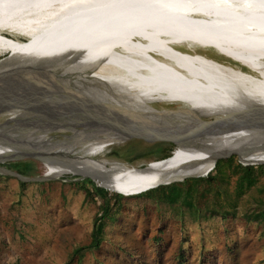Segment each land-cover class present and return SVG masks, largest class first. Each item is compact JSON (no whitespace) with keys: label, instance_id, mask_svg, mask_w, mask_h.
<instances>
[{"label":"bare ground","instance_id":"6f19581e","mask_svg":"<svg viewBox=\"0 0 264 264\" xmlns=\"http://www.w3.org/2000/svg\"><path fill=\"white\" fill-rule=\"evenodd\" d=\"M201 5L217 11L215 25L204 23L205 26H193L183 17L184 13L201 8ZM163 22H174L181 26L175 33L171 31V26H165ZM147 26L161 30L160 32H174L181 38L179 40L189 44L197 43L215 48L226 57L247 66L258 77L206 59L197 53L192 56L179 52L163 44V40L155 35H149L150 40L154 41H151L153 46L133 42L132 37L137 34H151L146 32ZM222 26L239 27L240 32L251 37L264 38V0H0V54L17 52L30 43H48L29 50L21 58L1 62V67H46L49 72L43 73V76L37 73L22 74L19 79L29 80L30 85L0 96V108H13L17 103L32 110L28 117L17 115L18 117L5 124V128H0V159L27 153L41 154L38 157L45 161L48 175L71 173L90 176L101 182L100 185L123 195L139 194L161 184L208 174L218 156L233 151L247 153L251 150L247 153L249 161L264 162V149L257 151L260 145L256 142L252 145L247 140L253 138L252 126L264 127V117L249 120L253 124L251 126L247 125L249 122H244L242 128L201 141L193 148L176 147L172 156L146 168L133 169L105 156L95 159L93 157L100 156L101 153L90 151L85 162H75L73 159L58 156L41 144V140L47 139L46 135L50 131L57 129L60 132H71L61 140L47 139L58 146L72 149L80 146L82 149L102 148L113 144L122 135L121 124L124 125L125 120H128L122 115L125 110L159 112L152 106L144 105L148 98L168 102L181 101L189 105V110L172 112L177 119L189 120L190 115L202 118V114L209 113L218 116L225 113L240 115L249 111L264 113V42L243 39L226 29H220ZM4 31L25 36L27 39L15 40L5 36L2 33ZM53 32H85L91 33V37H77L67 41L56 40L50 34L41 38L30 37ZM192 34L199 35L202 39L192 37ZM120 41H127V44L119 46L131 49L122 54L110 48ZM135 44L138 46L136 49ZM228 46L247 55L252 53L256 57L239 59L240 57L227 50ZM90 47L96 52L94 60L102 64L92 60L86 70L79 67L78 63L82 60L78 58H82L80 51ZM153 49L164 54L161 57L166 61L152 58L148 52L154 51ZM169 51L173 54L167 55L166 52ZM156 54L160 56L158 52ZM53 70L71 72L70 75L75 76L73 83L97 82L103 86V90L95 86L78 93L63 92L66 90L62 82L49 78L50 71ZM36 78H39L38 82L33 81ZM155 90L160 92L157 96L154 95ZM132 99H139L140 105L135 106ZM102 108L106 109L105 112L101 111ZM75 113L90 115L93 119L98 114L97 122L83 123L84 125L71 128L69 125L76 120L73 116ZM104 113H109L108 117L99 119ZM60 114L72 115L73 122L51 120ZM46 121L50 126L44 125ZM12 123H27L29 128L18 134L14 132L17 126L13 127ZM35 128L36 133L31 131ZM35 134H39L37 136L41 138L34 137ZM30 136L35 140H31ZM22 137L23 140L27 137L26 142H19ZM256 145L257 148L254 147ZM105 166L111 168L103 176L98 175L96 170Z\"/></svg>","mask_w":264,"mask_h":264},{"label":"rangeland","instance_id":"374dc122","mask_svg":"<svg viewBox=\"0 0 264 264\" xmlns=\"http://www.w3.org/2000/svg\"><path fill=\"white\" fill-rule=\"evenodd\" d=\"M200 7L184 13L183 17L190 21L193 26H205L204 23L210 26L211 24L215 25L214 21L217 18V11L206 9L204 5ZM162 24L171 26V31L175 33L181 26V24L174 22H163ZM146 28L148 30L146 32L151 34H137L139 32L144 33V31H139L135 33L137 35L132 37V41L142 42V45H151L154 41L150 40L151 36L149 37V35H155L163 40V44L169 45L172 49L179 52L192 56L197 53L203 57L205 56L206 59L237 68L243 73L258 77L247 66H242L239 62L230 60L217 50L197 43L189 44L183 42L179 40V35L174 32H160L161 30L149 26ZM220 29H226L243 39L264 42L262 37H251L245 32H240L238 30L239 27L226 28L222 26ZM2 33L19 41L27 39L25 36L9 33L8 31ZM49 34L56 40L65 39L66 41L77 37L79 39L91 37V33L85 32H53L44 33L43 35L34 34L30 35V37L41 38ZM185 36L182 37L184 38ZM192 37L201 38V36L194 34H192ZM223 37L225 38V36ZM124 38L127 37L124 35ZM27 42L29 43V41ZM42 44L44 46L48 43H30L17 52L8 55L2 53L0 58L5 55L8 57L1 62L6 63L21 58L24 53L31 49L42 47ZM121 44H127V41L117 42L114 47L110 46V48L120 51L122 54L124 51L131 49L119 46ZM136 46L135 44V49L138 47ZM91 48L80 51L79 55L82 54V58L79 57L78 59L82 60V62L79 61V67L86 69L89 64H92V60L96 58V52L94 49L91 50ZM226 48L240 57L239 59L247 60L250 57L254 59L256 57L252 53L249 55L241 53L230 46ZM153 50L148 52L152 58L165 60L161 57L164 54L159 53L156 49ZM166 54H173V52L169 51ZM94 62L102 64L97 60H94ZM56 72L57 77L50 75L49 78L62 82L66 90L63 92L78 93L95 86L103 90V86L94 81L73 83L75 76L70 75L71 72L69 71L56 70ZM154 92L156 93L154 94L155 96L160 93L158 90ZM132 100L135 106L136 104L140 105L139 102L141 101L139 99ZM120 102L117 103L121 104ZM121 105L123 106L124 104ZM144 105L152 106L158 111H166L168 113H179L189 108V105L181 101L168 102L149 98L144 101ZM104 110L106 109L102 108L101 111L105 112ZM31 113L17 109V112L13 115L15 117L22 115L20 117L24 118V116L28 117ZM107 114L104 113L99 119H104L105 116L108 117ZM10 115H12V112H0V124L4 123ZM113 115L110 117H113ZM73 116L78 121L69 120L73 122L69 125L71 128L84 125L85 123L97 122L98 114L94 115L95 119H93V116H82L77 113L73 114ZM215 116H218V114L201 115L204 119H211ZM132 117L134 118V116ZM63 120L65 121L66 119ZM85 120L89 121L85 122ZM27 123L21 125L12 123V126H17H15L14 132L20 134L27 131L29 128ZM44 125L50 126L48 121L44 122ZM36 129H31V131L36 133ZM70 133V131L60 132L57 129L50 131L46 137L51 139V141H56L63 139L64 136ZM37 135L39 134H35L34 137L41 138ZM27 137L24 140L22 137L19 142H26ZM34 137L30 136L29 138L35 140ZM47 139L41 140L43 146L57 153L58 156L73 159L75 162H85L90 152L101 153L100 156H94L93 158L95 159H101L102 156H105L109 160L118 161L123 165L133 167V169L144 167L150 162L156 161L148 156L125 158L121 155L113 154L114 150L118 151L126 145V142L118 144L115 142L102 148L84 147L81 149L80 146H76L74 147L75 149H72L63 145L52 144L53 142ZM263 139V136H253L252 139L247 140H250L249 142L254 145V141L262 142L261 140ZM137 141L140 140L127 142H132L139 152L145 147V143ZM37 155L41 156V154ZM231 156L234 157L233 164L240 162L236 154L233 153ZM26 161L31 163L32 170L28 174H21L25 180L10 175L8 171L3 169L6 168L16 172L11 167L12 163ZM246 164L259 165L264 163ZM214 165L208 174L215 173ZM110 168V166L101 167L96 170V173L103 176L105 171ZM222 170L221 192L219 191L215 196L216 199H213L212 194H208V200L204 207H211L213 200H216L218 205L225 207L230 212L232 211L234 215L232 213L225 215L220 213L217 216L210 217L204 211H196L195 206L190 210L180 205V203L170 206L163 201L144 195H125L117 201L112 197L114 191L108 190L105 201L110 207V213L105 215L103 219L105 226L99 249L84 250L81 255L80 253L72 255L71 251L73 248L86 246L90 243L94 215H96L98 206L102 203V199L98 196L92 197L91 200H86L84 191L79 188L80 183L84 179H91L87 176L71 173L59 176L48 175L45 161L38 157H25L24 155L20 159L0 162V264H177L180 259V252H182L184 258L182 264H264V219L255 222L247 221L245 218L246 214L264 213V175H259L257 182L253 186L241 196L236 197L234 191L236 175H232L231 168L225 165ZM208 174L190 176L181 181H190L192 178L205 177ZM91 181L97 186L102 184L96 179ZM201 186V182H199V189ZM86 187L90 188L89 185H86ZM224 190L227 191L226 194H224ZM195 193L192 196V200L197 204Z\"/></svg>","mask_w":264,"mask_h":264},{"label":"water","instance_id":"95a60500","mask_svg":"<svg viewBox=\"0 0 264 264\" xmlns=\"http://www.w3.org/2000/svg\"><path fill=\"white\" fill-rule=\"evenodd\" d=\"M8 56H3L0 58V62L3 59H6ZM0 65V96L3 94H8L12 92L15 89H23L25 86L30 85L29 80H22L19 79L22 74L28 75V74H41L43 76V73H49L47 68L42 67H32V66H6L1 67ZM50 74L54 77H57L56 71H50ZM39 78H36L38 81ZM24 92V91H23ZM27 93V91H25ZM11 104V103H9ZM16 107H5L0 108V112H12V115H10L7 120L4 123L0 124V128H5V124L13 118H15V115H13L15 112H17V109L24 110V111H31L30 108L22 107V104H14ZM189 110V109H187ZM158 111V110H157ZM125 115L128 120H125V124H121L123 126V130L120 129V138L117 139V144L122 142H127L130 140H140L141 142H144L146 144H152V143H158V142H164V143H172L175 145V147H195L199 142L206 141L210 138H214L218 135H221L223 133H227L231 130H237L240 127L242 128L244 122H249V120H254L257 117H264V113H257V112H247V113H241L240 115L237 113H225L221 114L220 116H215L211 119H203L200 117H196L195 115H190V119H177L172 115L171 112L166 111H159V112H142V111H136V110H125ZM142 112V113H140ZM13 116V117H12ZM72 115L68 114H60L56 118L51 120H74V118L71 117ZM136 116V117H132ZM77 117V116H76ZM82 117V116H81ZM79 118V117H78ZM157 118V119H152ZM64 121V120H63ZM120 123V122H118ZM248 126L253 125L251 122L247 124ZM117 127V126H116ZM115 127V128H116ZM264 128V127H263ZM262 127L252 126L253 129V136H263L264 137V129ZM129 129V130H126ZM262 142L254 141L260 145V148L256 149L262 150L264 149V139L261 140ZM255 143V144H256ZM258 145L254 146L255 148L258 147ZM254 151V149H252ZM251 152L248 151L247 153ZM236 154L238 157V160L240 162L245 163H264V162H252L247 159V153H239V151H233L229 152L227 154L218 156V158H227L230 157L232 154ZM24 157V155L21 156H15L8 159H0V162H5L8 160H15L20 159ZM25 157H38L37 154L34 153H27L25 154ZM39 158V157H38ZM166 159V158H165ZM165 159L156 160L153 163H158L160 161H163ZM215 160V161H216ZM149 163L146 166L142 168H146L147 166L153 164ZM4 170L8 171L10 175L16 176L22 180H25L24 177L17 173L12 172L6 168H3ZM89 177L91 180H94L92 177ZM181 181V180H180ZM99 186L109 190L107 187L102 186L98 184ZM114 192H118L115 191ZM121 193V192H118ZM122 194V193H121Z\"/></svg>","mask_w":264,"mask_h":264},{"label":"trees","instance_id":"16d2710c","mask_svg":"<svg viewBox=\"0 0 264 264\" xmlns=\"http://www.w3.org/2000/svg\"><path fill=\"white\" fill-rule=\"evenodd\" d=\"M174 148L175 145L170 142H158L152 144L145 143V147L141 149L142 151L138 152V149L136 148V146H134V144H132V142H126V145L121 147L118 151L114 150L113 154L121 155L125 158H129L132 156L134 158L148 156L152 157L153 160H161L170 157L174 152L173 150H175ZM233 159L234 157L230 156L225 159L216 161L214 165V174L212 173L208 174L205 177L192 178V180L190 181H177L167 185L161 184L157 187L151 188L135 195L148 196L149 198L163 201L170 206L180 203V205L186 207L189 210L193 206H195L196 211H204V213L208 214L210 217L217 216L220 213L222 215L229 213H232V215H234L232 211L230 212L226 210L225 207L218 205L216 200H213V205L211 207H204V204L207 203L208 200V194H212L213 199H216L215 196L219 191L221 192L220 182L223 181V177H221L223 166L225 165L227 167H230L232 175H236L234 191L236 197H239L257 182L259 175H264V164L252 165L242 162L233 164ZM11 167L19 174H28L32 170V165L29 161L13 162ZM199 182H201L202 185L200 189ZM21 184L23 185L22 182ZM86 185H89L90 188L86 187ZM79 188L84 191L86 200H91L92 197L98 196L102 199V203L98 206V212L96 213V215H94L95 217L90 243L86 246H77L73 248V250L71 251L72 255H78L79 253L81 255L82 251L84 250L99 249L105 226V222L103 219L105 215L110 213V207L105 201V197L108 195L107 189L95 185L94 182L89 179H84L82 183H80ZM226 192L227 191L224 190V194H226ZM194 193L197 197V204H195L192 200V196ZM124 196L125 195L118 192H114L112 194V197L117 201ZM245 218L247 221L258 222L264 219V213L255 212L253 214H246ZM179 258L180 259L177 261V264H182V261L184 260L182 252L179 253Z\"/></svg>","mask_w":264,"mask_h":264},{"label":"flooded vegetation","instance_id":"af4514ba","mask_svg":"<svg viewBox=\"0 0 264 264\" xmlns=\"http://www.w3.org/2000/svg\"><path fill=\"white\" fill-rule=\"evenodd\" d=\"M206 47V46H205ZM209 48H212V47H209ZM212 49H214V50H217V49H215V48H212ZM218 51V50H217ZM230 60H232V61H234L233 59H231V58H229ZM236 62V61H235Z\"/></svg>","mask_w":264,"mask_h":264}]
</instances>
